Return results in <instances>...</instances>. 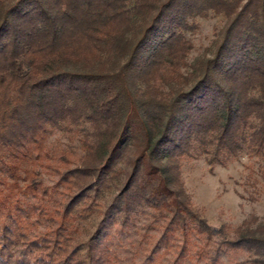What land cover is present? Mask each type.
<instances>
[{"label": "trees", "instance_id": "1", "mask_svg": "<svg viewBox=\"0 0 264 264\" xmlns=\"http://www.w3.org/2000/svg\"><path fill=\"white\" fill-rule=\"evenodd\" d=\"M209 12L225 17L213 52L188 64ZM55 131L82 154L50 146ZM243 154L264 181V0H0V261L19 244L28 264H103L147 208L142 264L240 249L264 264V224L209 225L181 177Z\"/></svg>", "mask_w": 264, "mask_h": 264}, {"label": "rangeland", "instance_id": "2", "mask_svg": "<svg viewBox=\"0 0 264 264\" xmlns=\"http://www.w3.org/2000/svg\"><path fill=\"white\" fill-rule=\"evenodd\" d=\"M194 28L185 33L192 48L188 54L187 62L192 64L198 58L209 57L214 49V42L219 36L225 17L209 12L204 17H196ZM189 68H183L184 71ZM47 143L55 149H73L77 155L82 154L80 144L76 140L69 139L61 131L53 132ZM127 161L124 159L118 164L119 168L126 169ZM261 162L256 158L247 157L243 154L238 160L226 166L208 164L203 157L198 159L186 160L183 162L181 177L185 190L190 194L195 210L206 220V222L218 227L221 224L230 226H244L255 228L259 224H264V181L261 179L258 170ZM250 168L253 169L254 176H250ZM42 181L45 184H52L54 175L51 172L39 168ZM123 175L120 176L121 181ZM114 188L110 193H115ZM109 195L106 196L108 198ZM150 210L139 209L135 216V225L125 236H113L111 256L104 260L103 264H142L147 253V249L139 241L140 232L143 225L151 221ZM80 238L86 239L84 228H87V220H80ZM44 229V224L32 225L30 230L38 232ZM150 233L157 235L156 230ZM13 253L7 255L0 264H28L31 254L21 245H13ZM109 251V252H110ZM170 254L163 256L158 264H167ZM253 255L245 249L236 252L222 254L221 259L224 264H253ZM152 264V263H151ZM156 264V263H153Z\"/></svg>", "mask_w": 264, "mask_h": 264}]
</instances>
